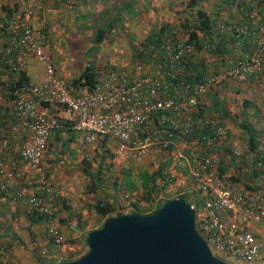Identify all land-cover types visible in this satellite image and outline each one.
Segmentation results:
<instances>
[{
	"label": "built area",
	"instance_id": "obj_1",
	"mask_svg": "<svg viewBox=\"0 0 264 264\" xmlns=\"http://www.w3.org/2000/svg\"><path fill=\"white\" fill-rule=\"evenodd\" d=\"M214 4L212 11L202 9L210 28L198 29L200 47L183 27L201 26L198 9L185 8L181 20L147 41L132 72L110 75L85 94L56 77L51 43L35 22L44 4L11 16L0 13V196L41 219V264L77 259L57 215L62 193L45 166L50 138L65 126L84 134L88 144L112 138L119 164L159 154L168 164L155 177L154 208L185 198L214 256L264 264V187L232 180L239 165L250 172L256 162L232 146L231 124L205 100L227 83L263 73L264 0ZM32 58L43 64L47 78L21 84ZM258 169L264 171V163ZM131 196L122 195L117 213L133 211Z\"/></svg>",
	"mask_w": 264,
	"mask_h": 264
},
{
	"label": "rangeland",
	"instance_id": "obj_2",
	"mask_svg": "<svg viewBox=\"0 0 264 264\" xmlns=\"http://www.w3.org/2000/svg\"><path fill=\"white\" fill-rule=\"evenodd\" d=\"M86 1L88 0H83L76 7L61 6L58 9L59 12L49 11L47 14L48 25L44 23L43 19L39 21L43 35L50 41L52 46V64L56 77L72 81L79 78L89 67L98 74L100 80L106 79L110 75H122L130 72L138 61L134 55L137 49L141 48L140 43L145 37L144 34L149 30V27L145 24H136L135 21L136 14L134 13L141 8L140 0H124L127 3L126 8L113 3L107 5L105 0H89L87 3ZM143 1L145 4L153 3L152 0ZM159 2L166 7V11L161 15L157 13L155 18L159 19L158 21L162 24H168L173 14L176 15L178 20H181L178 15L180 14L182 17L180 11L187 8L191 0H159ZM211 4L212 0L201 2L192 9H209ZM178 8H181V10L177 11L176 9ZM46 10L44 8L38 18L43 17ZM0 13L4 12L0 11ZM137 15L139 16L140 13ZM113 26L114 28L112 29ZM44 30L47 35L44 34ZM100 30L103 32L102 41L92 37L96 36ZM27 72L32 83L35 84L42 83L47 78L43 64L35 58L28 61ZM260 75L255 79L260 78ZM263 79L258 80L260 81L259 87H254L255 92L258 93L252 95L255 98L251 97L249 90L244 85L240 86V88L238 87L237 90H239L238 98L240 102L245 98H251L254 104L261 108H257L258 116L251 118V124L256 129L259 149L264 154ZM238 132V140L236 142L238 143L239 151L245 154L249 150L248 140L244 139L243 131L238 130ZM58 133L61 134L62 140L55 142L53 137L51 138V142H54V145H49L45 166L50 178L64 197L65 201L62 205L64 208L61 206L59 210L64 209L62 214L66 215V217L62 218L67 220L68 230L73 234L69 237L68 242L74 248L75 256L78 259L88 251L86 244L88 231L99 226L95 213L91 210L87 211V203H98L101 199L111 201L114 199L112 197L117 198L118 191H125L124 193L130 195L136 193L141 197L143 194L140 188L139 174L144 169L152 171L153 163L150 159H129L121 164L117 162L120 168L113 170V163L111 164L110 160L108 161L111 152L116 147V142L112 138L102 137L100 139L106 142V148H103L100 142L88 144L82 133H74L72 140L64 137L63 132ZM103 153H106V156ZM103 156H105V159ZM49 158H52V160L48 161ZM85 158L89 159V161L85 162L86 165H83L87 172L78 167ZM99 173H102L100 179H98ZM127 174H131L134 180V184L137 187L135 191H130L127 186V181H129ZM262 182L259 180V183ZM114 187H118V190H115ZM132 200L134 199L132 198ZM76 201H81V203L86 205V208L83 209L86 210L84 214L73 211L74 206L72 203ZM140 204L142 208L147 207L143 202ZM80 219L88 222V226L84 229L79 228L78 222ZM21 223L20 227L22 229L27 222L23 221ZM22 231L24 230L22 229ZM4 251L3 248L1 252L6 255V258L8 253ZM20 251L13 253L11 258L14 261H21L22 257L20 256L23 252L22 250ZM8 260L11 259L8 258ZM226 261L229 264H243L230 260Z\"/></svg>",
	"mask_w": 264,
	"mask_h": 264
},
{
	"label": "crops",
	"instance_id": "obj_3",
	"mask_svg": "<svg viewBox=\"0 0 264 264\" xmlns=\"http://www.w3.org/2000/svg\"><path fill=\"white\" fill-rule=\"evenodd\" d=\"M82 1L83 0H72L71 3H67L64 0H44V2L41 0H0V11L5 12L6 10H4V8H7L9 10H12L13 13H24L30 4L38 6L40 3L43 2L45 4V10H46V8H47V10L45 11V15L43 17L36 18L35 22L37 24H39V21L41 19H43L44 23L46 24L48 21L47 20V14L49 11L59 12L58 9L61 6L65 7L67 5L76 7L77 5H80V3ZM88 1H86V3ZM152 1H153V3L145 4L143 0H140L139 4H140L141 8L137 9L138 13H137V11H135V13H134V14H136V16H135L136 24H145L146 26L149 27V30L144 34L145 37L143 38L142 42L140 43L141 48L137 49V52L134 55V57H137L138 60L141 58L142 49L145 48L143 46V44H146L147 40H149L151 37L153 38L155 35H157L156 33H158V31L160 30V28L162 26L167 25V24L160 23L158 21L159 19L155 18V15H157V13L159 15L164 14L166 11V7L162 6L160 4L159 0H152ZM110 3L111 4L113 3L115 5H119L120 7H123V8H126V6H127V3L124 0H105V4L109 5ZM176 10L177 11L181 10V8H178ZM139 13H140V15L138 16L137 14H139ZM175 20H177V18H176V15L173 14L172 19L168 22V24L173 23ZM47 25H48V23H47ZM113 28H114V26L112 27V29ZM99 34H100V31H98V34L96 36L94 35L92 37L97 38V37H99ZM27 75H28V72H27ZM263 78H264V71L260 75V78H258V79H252L251 81H248L245 83H241V82L227 83V84L219 87L218 89H216L214 92L209 93L206 96V99H205L206 102L211 106V109L219 115H221L220 114L221 112L216 111L213 108L216 100H218L219 102H222L221 107H223L224 105L229 106V111L231 112V115L236 119V122L232 123L227 119H224V120L229 122L232 126V133L230 135L231 136V144H232V146H234L237 149H239L238 143L236 142L238 140V136H237L239 133L238 130L239 131L241 130L244 132L243 137H244V139H246V141L247 140L249 141V138H250L249 133H247L246 131H244L242 129L241 124L246 123L247 125H249L251 127V118L253 116H258L257 108H260V106L254 104V102L252 101L251 98H245L242 102H240L239 98H238L239 90H237V88L238 87L240 88V86H242V85L246 86V88L249 90L251 97L255 98L252 95L254 93H256V94H258V93L255 92L254 87L255 88L259 87L260 81H258V80L259 79L262 80ZM221 107L219 108L220 110H221ZM259 114H260V112H259ZM221 117L224 118L223 116H221ZM60 132H63L64 137L68 138L69 140H72L74 137V132H72V131L70 132L69 127H66L64 130H62ZM52 137H53V141L55 140V142L58 140L59 141L62 140V136L58 132L53 133L51 138ZM51 138H50L49 145L53 146L54 142H51ZM99 142L101 143V146L103 148H106L105 140L101 141L99 139V141L97 143H99ZM248 145H249V142H248ZM249 150H248V152L245 153V155H247V154L250 155ZM103 154L106 156V153H103ZM105 156H103L104 159H105ZM111 156H112V158H111ZM111 156L108 159V161L110 160L109 162L111 164L113 163L112 169L114 170L115 168H120V166L116 162H113V161H115V158L112 155V152H111ZM108 157H109V155H108ZM161 158L162 157L159 154H154V155L150 156L149 158H147V159H150V161H152V163H153V166H152L153 170L152 171L149 170L151 173L152 172H161L164 168H166V164H168V162H164V159H163V163H166V164H162ZM129 159H135V158L131 157ZM51 160H52V158H49L48 161H51ZM86 161H89V159L85 158L84 160H82V163H80V165L78 167H81V169H84L83 165L84 166L86 165L85 164ZM226 167H228V166H226ZM229 167H231V166L229 165ZM108 169H109V167H108ZM85 171L87 172V170H85ZM140 186H141V184H140ZM114 188H115V190H118V187H114ZM124 192L125 191H123V192L118 191L117 198L112 197L114 199L111 200V202L115 205H117V204L120 205L122 203L121 202L122 201L121 195H123ZM64 201L65 200L63 197V203H64ZM136 201H137V199H134V202H136ZM72 204L74 206V208H73L74 212L83 213V214L85 213L86 210H83V209L86 208V205L84 203H81V201L80 202L76 201V202H73ZM95 204L96 203H94V204H90V202H89V204L87 203V211L91 210L93 213H95V211H94V205ZM63 212H64V209H62L61 211L59 210L57 212V215L59 217L60 226H61L65 236H67V239H69V237L72 236L73 234L70 231H68V228H69L68 225L61 223V219H63L62 217H66V215L64 216L62 214ZM29 218L30 217L26 214V212L23 208H20L17 204L13 203L10 199L0 196V248H4V250H5L4 252L8 253L7 254L8 256L5 258L6 255L0 251V253H1L0 254V264H6L7 262H11V260L14 261L11 258L13 256V253L16 251L21 252L20 250H22V252H23V254L20 256V257H22L21 261H14L13 263H16V264H41V260L39 258L38 252H39L40 248L43 246L42 239L40 241V236L42 235V232H43V226L41 225V222H39L38 224H35V225H31ZM23 221L27 222L26 226H24V228H22L24 231H22V229L20 227L22 225L21 222H23ZM19 238H20V240H19ZM8 258H10L11 260H8Z\"/></svg>",
	"mask_w": 264,
	"mask_h": 264
},
{
	"label": "water",
	"instance_id": "obj_4",
	"mask_svg": "<svg viewBox=\"0 0 264 264\" xmlns=\"http://www.w3.org/2000/svg\"><path fill=\"white\" fill-rule=\"evenodd\" d=\"M88 252L67 264H229L214 256L185 198L152 213L129 211L88 233Z\"/></svg>",
	"mask_w": 264,
	"mask_h": 264
},
{
	"label": "trees",
	"instance_id": "obj_5",
	"mask_svg": "<svg viewBox=\"0 0 264 264\" xmlns=\"http://www.w3.org/2000/svg\"><path fill=\"white\" fill-rule=\"evenodd\" d=\"M44 1V0H43ZM65 1V0H64ZM202 0H192L189 4L187 8H194L198 5V3H200ZM209 0H205L204 2H208ZM218 3V0H215V4ZM40 4H44V3H40ZM214 4V5H215ZM45 5V4H44ZM213 5V6H214ZM212 6V4H211ZM4 10H6L5 12H7L8 15H13V11L9 10L7 8H4ZM213 9L210 7V11H212ZM185 12V10H184ZM197 15L199 17V21L202 20L201 26H194V25H190L189 23L185 24L183 27L184 29L189 33H190V38L191 41H196V43L198 44L197 46L200 47V38L197 34L198 29H200L201 31H205L208 30L210 28V20L208 15L202 10V9H198L197 10ZM168 25H164L160 28V32H162L163 30H165L167 28ZM44 34L47 35V32L44 30ZM103 32L100 30V34L99 37H97V40L99 39L100 41H102L101 39H103L102 36ZM157 34V33H156ZM206 37L204 36V38H209L210 34L208 32H205ZM98 40V41H99ZM148 41V40H147ZM145 44H143L144 46ZM138 59V58H137ZM19 82L21 84L24 83H32L30 77L27 75L26 72H23L20 75V79ZM75 88L77 91H79V94H85L88 93L90 91L93 90V88L96 86L97 83L100 82V79L98 77V74L95 73V71L92 68H87V70L77 79L72 80ZM221 103L218 100L215 101L214 103V109L216 111H220L221 116H223V119H227L230 122L234 123L236 122V119L231 115V112L229 111V106L228 105H224L223 107H221ZM221 107V110L219 109ZM67 126L63 127L60 130H57L55 132H60L62 130H64ZM241 127L244 131H246L247 133H249V154L251 155V157H253V159L256 162V168H252L250 172H245L242 171L243 167L241 165H239L237 167L238 170V176L235 178H232V180L237 181V182H243L245 184V186L247 188H251V189H255V188H260V187H264V171L259 170L258 169V164L260 162L264 163V154L260 151L259 149V142L257 141V134H256V129L255 127L251 124V127L249 125H247L246 123L241 124ZM71 132V130H70ZM87 162V161H86ZM236 160L233 159V163L235 164ZM242 164H244V161L242 162ZM228 167H226L225 169H228ZM225 169H223V173L225 172ZM85 171V170H84ZM86 172V171H85ZM161 174L160 172H150L147 169H144L143 171H141V173L139 174V180L141 183V190H142V196L139 197V195H137L136 193H132V197L134 199H137L136 202H133V207H134V211H137L139 213H144V214H148V213H152L155 210H157L158 208H160L162 205L158 206L157 208H154L153 205V194L156 191L155 188V177L157 175ZM102 173H99L98 175V179L101 178ZM127 178L129 181H127V186L129 187L130 191H135L136 190V186L134 184V180L132 179L131 174H127ZM260 181H263L262 183H259ZM253 183V185L249 186V183ZM141 202H144L145 205L147 207L142 208L141 207ZM117 205L113 204L111 201L107 200V199H101L99 200L98 203H96L94 205V211H95V215L97 217V220L99 222V226L97 228H92L88 231L91 232L93 230L96 229H100L104 223V221L107 218H110L112 216H120L123 214L117 213L116 209H117ZM31 225H35L38 224L40 222V218H36V217H30L29 218ZM61 223H64L67 225V220L66 219H61ZM79 228L80 229H84L85 227L88 226V222L87 221H82L81 219L78 222ZM69 231V230H68ZM87 233V235H88ZM87 235H86V239H87ZM71 240V239H70ZM73 241V240H72ZM70 241V242H72ZM89 250V249H88ZM88 252V251H87Z\"/></svg>",
	"mask_w": 264,
	"mask_h": 264
}]
</instances>
